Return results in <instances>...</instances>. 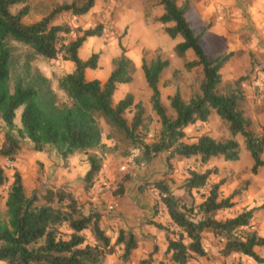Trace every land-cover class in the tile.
Instances as JSON below:
<instances>
[{
    "label": "trees",
    "instance_id": "obj_1",
    "mask_svg": "<svg viewBox=\"0 0 264 264\" xmlns=\"http://www.w3.org/2000/svg\"><path fill=\"white\" fill-rule=\"evenodd\" d=\"M94 1L61 2L39 19L24 22L23 17L29 11L27 0H0V120L4 128L0 159L14 161L22 139L28 141L29 149L34 152L51 148L63 164L73 154L81 153L85 155L87 167L79 181L87 193L96 183L102 168L103 143L99 119L118 130L138 150L134 158L136 162L148 164L162 154L167 167L173 157H197L201 164L217 156L235 161L239 145L234 136L240 135L251 158L250 173L255 174L259 168H264L261 159L264 131L255 135L248 129L250 120L237 107V101L242 97L217 92L220 68L232 52L217 53L209 58L199 43V35L194 33L185 18L186 4L177 5L175 0H158L163 12L155 21L163 25L162 29L169 38H181L173 46L174 54L181 57L190 50L193 58L183 61L182 67L189 70L199 66L202 77L197 91L186 100L182 99L177 88L166 96L174 113L170 118L160 102L158 88L168 59L161 52H155L146 59L142 51L139 69L149 93L150 109L160 126L156 139L144 142L142 137L149 123L142 102L134 99L130 92L124 93L116 102L112 101L117 85L127 84L133 79L134 65L125 56L120 42V54L110 59L111 69L101 82L97 78L86 77L87 71L97 67L99 53L91 52L86 58H81L78 49L86 38L100 36L104 31L103 25L96 22L81 30L80 35L70 38L66 35L71 31L68 24L53 23L62 13L71 16L85 14ZM12 4H21L15 13L9 12ZM19 47L24 49L17 50ZM35 57L71 63L70 71L56 78L64 101H58L49 79L32 64ZM261 93L264 95V80ZM17 108H20L18 126L13 122ZM211 109L226 122L228 137L216 140L201 133L188 141L184 128L196 121L205 122ZM125 112L130 113L129 119L124 116ZM210 172L209 168L187 171L178 188L189 198L188 202L183 196L172 193L164 177L136 186L139 193L145 187L149 188L154 193L151 197L153 214L163 205L170 220L172 227L147 221L164 231V253L169 256V264H187L197 257L213 260L230 254L244 256L253 264H264V256L255 250L261 248L264 252V236L257 234L251 223L254 211L262 205L242 209L234 215L216 217L233 205L232 197L236 191L221 196L219 187L223 179L206 185ZM6 179L0 163V188ZM125 181L122 179L118 192L113 193H121ZM205 186L207 189L200 193V200L194 202L192 190ZM3 204L5 215L0 217V264H103L105 257L117 247L121 250L120 260L126 261L136 246L135 234L130 229L117 228L111 242L99 225L100 210L92 205L84 212L83 205L61 187H46L26 195L15 167H12ZM84 231L88 232L89 241ZM203 232L218 238L221 244L206 246ZM156 250L153 244L146 258L139 263L149 264ZM221 264L226 263L222 261Z\"/></svg>",
    "mask_w": 264,
    "mask_h": 264
},
{
    "label": "rangeland",
    "instance_id": "obj_2",
    "mask_svg": "<svg viewBox=\"0 0 264 264\" xmlns=\"http://www.w3.org/2000/svg\"><path fill=\"white\" fill-rule=\"evenodd\" d=\"M69 1L70 0H27L26 4L29 6V11L27 15L23 17V21H34L46 13L52 6ZM77 1L79 2L81 0ZM105 1L109 2L110 0ZM143 1H145L147 5L151 4L150 6H153V4L157 2V0ZM232 1L235 7L238 5L243 8V13L240 17H244L245 22H243L242 26H246V29H242L241 23L239 24V21L235 20V16L232 15V10L227 11V9H230L229 7L220 5V17L224 20L221 21L220 18L218 21L227 24L225 28L229 32V35H219L222 39H217L216 41L210 35H199V43L208 53L209 58L217 53L232 52V55L220 68V82L217 85V92L221 94L234 93L242 97L237 101V107L242 111L245 117L249 118L250 124L248 129L253 134L259 135L264 131V95L261 93L262 81L264 80V71H262V67L264 66V33L260 28L264 0ZM116 2H118V0H114V3ZM20 6L21 4L10 5L8 8L9 12L15 13ZM119 7L120 5L117 6V8ZM87 13L79 16H71L62 13L55 18L53 23L68 24L71 31L66 35L67 37L74 38L80 35L81 30L91 27L96 23L97 20H94L96 19V12L92 13L90 16H87ZM193 14L194 13H190L188 8H186L184 14L185 18H189L192 22L189 26H194L191 28L197 29L196 25L193 24L195 22V14ZM116 17V9L113 7L109 11L106 20L104 19L103 23L98 22L104 27L103 33L97 37L86 38L78 49V55L81 58H86L91 52L99 53L97 67L90 72H86V77L97 78L99 81L103 82L111 69L110 59L120 54V48L118 46V42H120V45L124 49L125 56L130 58L134 65L133 79L131 82L116 88L112 96V101L114 102L119 94H121L122 97L124 93L130 92L134 96V99L142 102L147 114L146 119L149 123L147 132L142 139L144 142H150L156 139L160 126L156 115H154L150 109L148 101L149 93L144 86L141 71L139 69L140 57L143 54L142 51H144V57L146 59L152 57L155 52H161L163 56L168 59V66L161 73L158 88L160 102L164 105L166 115L170 118L174 116V113L168 106L166 96L172 94L175 88L179 90L184 100L193 95L197 91L198 84L202 77L201 69L199 66H195L189 70H185L182 67V63L183 61L193 58L192 52H184L181 57L176 56L173 52L174 40L168 39L167 35H123L127 27L122 30L121 35L114 34L113 28L119 27V24L116 27L114 23ZM209 38L210 40H208ZM146 44L151 47H145ZM153 46H155V48ZM23 49L24 47L17 48V50ZM32 64L49 79L50 86L55 91L58 101H64V95L60 92L62 90L58 89L56 78L59 73L67 70V67L56 58L44 59L42 57H35ZM162 83H165V85L163 86ZM19 112L20 108H17L13 118V122L16 126L19 125ZM124 116L129 119L130 113L125 112ZM98 122L101 126V136L105 141L103 142L102 148L103 170L99 173L101 177L98 175L96 181H98V179L103 181L101 183L104 187L102 191L108 195V198H105L102 204L109 202L112 203L115 208L119 207L120 201L113 198V196L115 194L119 195L120 193L113 192H118L120 188L119 183L122 179H125L126 181L124 183H127L128 187L133 189L138 184L144 185L145 182H150L158 177L167 179L170 187L174 188L172 191L177 190L178 192H175L176 195L179 194L178 196H183L184 200L188 202L189 198L183 195L182 190L178 189V184L187 176L188 170L203 171L205 168H209L211 172L207 176L206 185H208L209 182L223 179V183L219 187L221 196H226L232 191H236L232 197L233 205L221 211L216 217L230 216L239 212V210L262 205L261 208L254 211L251 223L257 234L264 236V169L259 168L255 174L250 173L251 158L243 145L240 135L234 136V139L239 145V155L238 159L235 161L223 160L222 157L217 156L208 160L206 164H201L197 157L186 159H174L173 157L170 159V165L167 167L163 158L164 154L148 164H143L141 161L136 162L134 158L138 154V150L133 148L129 141L123 138L118 130L109 127L103 120L99 121L98 119ZM3 132L4 128L0 120V141ZM184 132L188 137V141L192 140V136L201 133L208 134L216 140H223L228 137L226 122L220 119L212 109L205 122L196 121L185 127ZM12 134H14V132H12ZM43 152L48 159L45 162L34 157V152L29 149L28 142L22 139L19 141V151L14 161L8 162L0 159V163L7 177L5 183L0 188V217L4 218L5 215L3 202L7 187L11 181L12 167H15L20 174L26 195H30L32 191L39 192L46 187H61L70 192L78 203L83 205L84 212H86L89 206H92V201L88 195L91 189H89L87 193L84 192L79 181V177L82 176L87 167L85 165V155L75 153L63 164L57 159L51 148H47ZM261 159L264 161V150L261 154ZM94 184L96 183L94 182ZM206 189L207 187L205 186L196 191L192 190L191 197L194 202L200 200V193H204ZM141 193L150 198L154 196L152 191L147 187H145L144 191ZM97 209L100 210L101 215H103V218L100 217L99 225L110 237L112 242L116 230L119 228L118 224L123 222L122 213L119 209H115L112 213H109L105 206H101ZM103 210L105 212H103ZM160 212L158 208L157 214L162 216ZM101 219L103 221L102 223H100ZM114 222H117V224H114ZM165 225L172 227L170 222H165ZM84 232L86 240L89 241L90 237L88 232ZM203 239L208 247H216L222 242L218 238H211L210 235H204ZM255 250L259 255L264 256V252L261 248H255ZM113 253H118L117 248H115ZM206 259L211 260L209 258ZM220 260L226 264H234L236 262L240 264H253L248 258L239 254H230L227 257H221ZM164 263L165 262L159 261L158 264Z\"/></svg>",
    "mask_w": 264,
    "mask_h": 264
},
{
    "label": "crops",
    "instance_id": "obj_3",
    "mask_svg": "<svg viewBox=\"0 0 264 264\" xmlns=\"http://www.w3.org/2000/svg\"><path fill=\"white\" fill-rule=\"evenodd\" d=\"M175 1L177 5L185 3L189 12L195 14V22L193 24L196 25L197 29L192 28V30L194 31V33H197L198 35H203V34L210 35L213 37V39H215V41L217 39L218 40L222 39L221 37H219V35H229V32L225 28V25L227 24H223V22L218 21L221 18L220 5L229 7L230 9H227V11L232 10L233 11L232 15L235 16V20L239 21V24L241 23L240 25L242 29H246V26L245 27L242 26L243 22H245L244 17L242 18L240 17V15H242L243 13L242 12L243 8L239 7L238 5H236L237 7H235L234 2L232 0H183V1L175 0ZM118 5H120L119 8H117ZM150 5L149 4L147 5V3L143 0H125V1L118 0V2L116 3H114V0H110L109 2L105 0H95L93 6L87 11L88 13L87 12L86 13L87 16L88 15L90 16L92 13L96 12V19L94 20H97L96 22L103 23L104 19L106 20L109 11L114 7L117 13V17L115 18L114 23L116 27L119 24V27L113 28L114 34L116 35H121V32L125 27L127 28H126V32L123 35H167L162 29L163 25L155 21V18L158 17L163 12L162 5L158 3V0L156 3L153 4V6ZM186 19L189 22V24L192 23L189 18ZM220 20L223 21L224 19L221 18ZM166 25H171V23H167ZM191 27L194 26L190 25V28ZM168 39L174 40L173 46L181 40L179 36H176L174 38L168 37ZM208 40H210V38ZM145 47L150 48L151 46L146 44ZM153 47L155 48V46ZM188 51L190 50H187L186 52ZM61 63H63L65 67H67V70L59 74L69 72L72 66L71 63L68 61H61ZM90 71L91 70L87 72ZM88 78H93V77H88ZM122 85L123 84H118L117 87ZM120 98H121V94H119V96L115 98L116 100H114V102H116ZM104 141L105 139L102 138L101 136V142L103 143ZM33 156L43 162L48 160L45 153L42 151L34 152ZM174 159H178V158L174 157ZM181 159H186V158H181ZM102 170L103 167L101 168L100 172ZM99 177L101 176L99 175ZM100 181L101 179H98V181H96V184L93 185V187L88 193L89 198L92 201V205L96 208L105 206L107 211H109V213H112L115 209H119V211L122 213L121 215L123 217V222L119 223L118 227L122 229H130L135 234L136 237V246L131 251L126 261H121L120 258L118 257V254H120V249L117 247L118 253L116 254L112 253L107 255L105 257L103 264H140L139 261L146 258V255L151 250L153 244L156 245L157 250L152 254L149 264H158L159 261L165 262L164 264H169L168 262L169 256L164 253V249H165L164 231L157 229L153 225L147 223V221L149 220L160 222L162 224L170 221L164 210L163 205L159 207L161 211L160 214L162 216H159V214L157 213L153 214L151 198L147 197L145 194L139 193L136 187L133 189L131 187H128L127 183H123V190L119 195L113 196V198H116L118 201H120L119 207H117L116 205L117 208H115V206L109 202L102 204V201L105 200V198L107 199L108 195L104 191H102L104 187L102 186L101 183L103 181L101 182ZM179 185L180 184H178V186ZM170 189L172 190L174 188L170 187ZM175 192L178 191L177 190L172 191V193L176 195ZM103 212L105 211L103 210ZM101 218H103V215H101ZM102 222L103 221L101 219L100 223ZM114 224H117V222H114ZM204 235H210L211 238H214L211 234L206 232L202 233V236ZM209 247H213V246H209ZM220 258L221 257L218 256L213 258V260H208L205 257H197V260L196 259L190 260L188 261L187 264H221Z\"/></svg>",
    "mask_w": 264,
    "mask_h": 264
},
{
    "label": "built area",
    "instance_id": "obj_4",
    "mask_svg": "<svg viewBox=\"0 0 264 264\" xmlns=\"http://www.w3.org/2000/svg\"><path fill=\"white\" fill-rule=\"evenodd\" d=\"M262 8H263V16H262V18H261V20H260V28H261V30H262L263 33H264V3H263V5H262Z\"/></svg>",
    "mask_w": 264,
    "mask_h": 264
}]
</instances>
